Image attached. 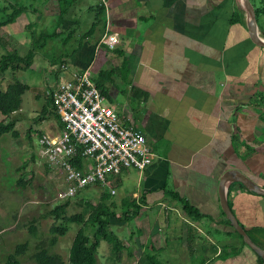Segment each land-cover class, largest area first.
I'll return each mask as SVG.
<instances>
[{"label": "crops", "instance_id": "1", "mask_svg": "<svg viewBox=\"0 0 264 264\" xmlns=\"http://www.w3.org/2000/svg\"><path fill=\"white\" fill-rule=\"evenodd\" d=\"M251 2L255 13L264 10V0ZM18 4L24 11L2 26L13 25L17 36L11 35L24 47L32 46V29L52 26V32L41 30L53 37L39 46L54 38V52L63 53L54 59H67L71 71L90 69L92 77L126 62V77H115L119 86L107 97L143 130L157 156L143 171L126 168L112 182L130 205L141 206V214L165 213L154 227L157 238L139 227L124 239L131 258L137 255L133 247L144 252L149 242L150 253L175 263L185 253L187 264H264V194L236 181L224 188L255 248L235 229L220 199L229 171L264 189V46L251 37L242 1L0 0L1 19L7 5L11 13ZM256 16L264 39V11ZM27 27L30 37L23 32ZM107 29L119 36L114 49L100 44ZM59 71L52 74L59 78ZM132 87L147 98L132 101ZM182 199L203 216L184 218Z\"/></svg>", "mask_w": 264, "mask_h": 264}, {"label": "rangeland", "instance_id": "2", "mask_svg": "<svg viewBox=\"0 0 264 264\" xmlns=\"http://www.w3.org/2000/svg\"><path fill=\"white\" fill-rule=\"evenodd\" d=\"M18 2L26 4V0H18ZM17 6L26 8L24 4H18ZM9 9L11 7L7 5L5 8L7 13L4 16L8 15ZM1 16L0 14V21L5 20L4 18L1 19ZM53 22L57 23L58 21ZM27 28V30L23 29V32L30 37L31 28ZM43 29L49 32L55 30L52 26L43 28L42 25H39L32 31L37 35ZM16 31L17 29L13 25H8L7 27L0 25L1 54L11 51L23 55L32 48V46L24 47L18 39L16 40L12 37L11 34L17 36ZM58 38L61 40L60 36ZM53 42L54 38L46 42L43 47L36 49L39 51L36 52L37 58L29 68H23L22 66L17 70L8 69L3 74L0 72V85L2 88H6L8 84L13 83L16 78L30 86L29 90L24 94L22 108L12 114L16 119L15 127L18 134L8 133L0 138V264H7L9 254L15 251L18 244L24 242H27V250L23 255L19 256L18 264H37L34 259V253L40 246L48 247L51 252L61 255L65 264H71L69 262L70 248L81 225L74 222L68 223L63 220H55L48 212L57 204L69 200L67 214L80 213L84 210L83 204L79 203L81 199L97 204L100 201L98 199L102 197V193L110 190L111 196L107 202L111 203V205L114 202L112 209L116 211L117 216H120L122 215L123 207L127 206L123 205V201L127 203L129 199L131 200V198L123 195V188L120 189L113 184L114 182L111 181L112 177H110L105 186L90 185L68 199H61L62 192L67 186L64 171L47 163L40 153L41 148L39 145V140L43 134L49 133L53 135L58 132L59 120L55 115H43L42 110L48 95L56 88L58 79L66 77L65 73L67 71L71 72L68 66V70L61 71L62 74H60L59 78L57 74H52L54 70L60 67L62 62L60 59L54 58L59 57L61 54L63 55V53L54 52L55 44ZM28 44L29 42H26V46ZM56 48L58 47L56 46ZM59 49H62V47H59ZM63 60L62 63L67 64L65 62L67 59ZM68 63L71 66L74 64L71 60ZM89 73L91 75L94 71L90 72L89 69ZM115 97L120 101L122 100V96L119 94L115 95ZM50 110H52L51 107ZM1 118L2 116L0 115ZM20 179L28 182L25 187L18 184ZM145 213L147 212H143L130 220L112 217L113 231L123 240H129L131 233L139 227L144 229L143 232L148 230L153 234L156 231L154 227L157 221L164 222L165 213L160 215L152 212L149 214ZM180 213L184 218H188V215L182 210H180ZM53 224L66 226L68 231L65 235H58V241L51 246L50 242L53 236L51 226ZM33 227L37 229L35 233L32 232ZM155 236L156 238L158 237L156 232ZM148 243L146 244V250L150 252L151 244ZM132 249L137 251L135 258H131L127 248L122 251L120 258L117 260L111 258V245L106 241H102L99 247L98 264H138V258L143 254V251L137 247ZM171 256L172 254L166 258L171 260ZM187 257L185 253H179L180 260L176 263L171 260L170 264H187ZM159 260L166 263L168 259ZM147 264H151V261H148Z\"/></svg>", "mask_w": 264, "mask_h": 264}, {"label": "built area", "instance_id": "3", "mask_svg": "<svg viewBox=\"0 0 264 264\" xmlns=\"http://www.w3.org/2000/svg\"><path fill=\"white\" fill-rule=\"evenodd\" d=\"M119 41L117 33L107 29L100 44L114 48ZM59 70H68V65L61 63ZM70 74L60 77L51 92L58 132L39 140L47 163L64 171L67 186L61 199L90 185L104 186L126 168L143 171L156 158L142 130L113 108L89 70Z\"/></svg>", "mask_w": 264, "mask_h": 264}, {"label": "trees", "instance_id": "4", "mask_svg": "<svg viewBox=\"0 0 264 264\" xmlns=\"http://www.w3.org/2000/svg\"><path fill=\"white\" fill-rule=\"evenodd\" d=\"M13 8V11L5 16V20L0 21V25L14 22L17 17L24 11L21 7L13 6ZM263 11L264 10L257 9L256 13L258 15ZM47 37L50 38L53 36L45 35V33L43 32L36 35L33 31L32 48L27 53L23 55H20L18 52L11 51H6L4 54L0 53V72L3 74L8 69L17 70L22 66L23 68H29L34 62L37 50L41 47L39 46L41 41ZM67 39L68 37L65 38V42L67 41ZM121 72L124 74V77H126L128 72L126 62L119 68L115 67L112 69L100 70L96 76H92V79L100 88V90L106 96L111 98L112 87L119 86L115 81V77ZM29 88L30 86L27 83L17 78L14 79L13 83L8 84L6 88H2L0 85V115L2 116V118L0 119V138L8 133H11L13 135L18 134L15 127L16 119L12 114L22 108L24 102V94L27 90H29ZM131 92L132 101L140 97H144L146 99L148 96V93L141 91L136 87H132ZM50 107L52 108V110H50ZM42 114L55 115L58 119L57 113L53 110V98L51 93L47 97V101L42 110ZM133 122L135 123V121ZM135 125L139 129H141L136 123ZM112 178L114 179V177ZM112 178L111 181H113ZM27 183L28 182L23 179H20L18 181V184L22 187H25ZM236 183L242 188H246V186L242 182L236 181ZM110 196V190L104 191L102 193L101 199H98L100 201L97 204L91 203L88 200L81 199L79 203L83 204L84 210L77 214H67V206L70 203L69 200L65 201L64 203L57 204L48 212V214L52 215L55 220H63L68 223L74 222L81 225L75 235L72 246L70 248L69 262L71 264H98L99 247L102 241H106L111 245V258L117 260L120 258L122 251L124 249H127L125 241L112 229V217H117L118 219L125 218L127 220H130L141 214V206L137 205L136 202H134V206L130 205L129 201V204L126 207H123L121 211L122 215L117 216L116 211L112 209V205L114 204V202H112V205L111 203L107 202ZM180 202L182 204L183 212L186 213L191 219L197 220L203 216L198 209L190 205V203L186 200L182 199ZM227 222L230 223V220L227 219ZM36 230V227L32 228L33 233H35ZM67 231L68 229L66 226L53 224L51 226V233L53 235L50 242L51 246L55 245L58 241V235H65ZM26 250L27 242L18 244L15 248V251L9 254L7 264H18L19 256L23 255ZM34 259L37 264H65L61 255L51 252L48 247L44 246L38 247V249L34 253ZM148 261H151V264H170V261L163 263L158 259L155 253H150L146 250L141 255L138 264H147Z\"/></svg>", "mask_w": 264, "mask_h": 264}, {"label": "water", "instance_id": "5", "mask_svg": "<svg viewBox=\"0 0 264 264\" xmlns=\"http://www.w3.org/2000/svg\"><path fill=\"white\" fill-rule=\"evenodd\" d=\"M241 1L243 3L244 9L246 10L247 14L249 15V18L251 21V24L249 26V30H250V34H251L252 39L257 44L264 46V39L261 37V35H259L260 31L258 32V29H257L258 19H257V16H256V13H255V10H254V7H253L251 0H241ZM263 35H264V31H263ZM230 181H240L246 187H248L252 190L258 191L261 194H264V189L260 188L259 186L255 185L254 183H252L248 179V177L240 171H236V172L229 171V172H227L222 177L221 183H220V199H221V205H222V208L224 210V213L231 220L235 229L244 237L245 241L250 246H253L255 248L256 247L255 244H253L251 239L248 237L247 232L241 226L238 218L233 213V211L229 205V202L227 200L226 193H224V188H225V186H227L228 182H230ZM259 253L264 259V250H261Z\"/></svg>", "mask_w": 264, "mask_h": 264}]
</instances>
